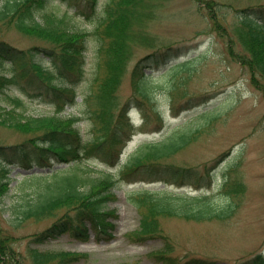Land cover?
Listing matches in <instances>:
<instances>
[{
  "label": "trees",
  "instance_id": "obj_1",
  "mask_svg": "<svg viewBox=\"0 0 264 264\" xmlns=\"http://www.w3.org/2000/svg\"><path fill=\"white\" fill-rule=\"evenodd\" d=\"M205 2L210 11L208 19L225 43L222 57L246 68L251 83L264 95V5L252 1L240 8L225 4L227 9L221 15L215 1ZM166 3L0 0V97L8 95L11 103V107H0L4 131L0 141V264H26L28 259L32 264H66L84 257L30 247L24 255L15 247L18 240L13 234L9 236L3 223V201L14 180L13 169L18 168L29 174L16 187L19 195L10 209L13 227L62 217L53 227L33 234L37 244L66 233L84 243L92 232L98 241L103 236L112 237L115 227L108 218L114 212H106L104 207L116 199L115 189L143 182L161 188L139 187L125 192L141 219L139 229L129 239L138 244L164 240L163 250L152 255L161 264H212L198 259L182 263L174 258L163 222L178 219L192 224H226L241 208L248 195L243 176L231 175L219 184L212 173H193L196 162L185 154L202 139L216 134L237 95L233 93L222 105L202 110L194 117L196 122L200 120L198 124L167 131L163 130L162 112L151 107L159 122L155 130L161 133L158 139L138 144L126 159L121 158L119 149L132 129L127 118L129 107L144 109L161 94L173 115L179 117L192 103L206 105L212 97L187 92L192 78L206 65L208 54L185 57L187 53L170 47L154 52L157 39L151 31ZM12 30L37 43L26 48L16 46L6 38ZM145 49L151 53L143 57ZM182 56L185 60L181 61ZM149 69L161 73L154 77L148 74ZM126 80L132 89L129 98L123 97ZM84 81L89 84L88 92L78 102L77 87ZM29 102L50 106L56 113L35 116L27 112ZM70 106L80 115L61 116ZM83 117L94 124L93 138L78 127ZM12 136L24 140L5 142ZM178 158L186 164L185 170L164 171L167 168L156 166ZM97 165L104 168L92 178ZM186 187L202 193L190 195L183 189ZM241 264H264V255Z\"/></svg>",
  "mask_w": 264,
  "mask_h": 264
},
{
  "label": "rangeland",
  "instance_id": "obj_2",
  "mask_svg": "<svg viewBox=\"0 0 264 264\" xmlns=\"http://www.w3.org/2000/svg\"><path fill=\"white\" fill-rule=\"evenodd\" d=\"M103 1V0H102ZM165 1V0H164ZM207 0H167V3L160 10L159 19L152 33L160 39L163 45H179L189 48L192 57H198L209 49L215 52L214 57L210 59L209 64L201 73L196 74L188 85L187 92L195 96L200 94H210L214 92H232L235 90L239 103L234 104L233 113L223 120L217 127L216 134L212 137L202 139L185 152L187 158L196 162V171L200 174L206 171V167H213L214 162L219 159L225 151L232 150L229 159H236L232 165L241 163L239 171L233 173L232 168H225V164L215 167L213 172L216 175V181L220 183L223 179L230 178L231 175L241 174L243 181L246 182L249 189L248 197L243 201L241 208L235 213L231 222L192 224L186 221L174 219L173 221H164V229L168 240L173 244L172 255L179 258L182 263L194 260L211 261L212 264H241L252 257L264 255V99L250 83V72L242 69L238 65H229L224 61L221 54L223 41H218L216 34L213 32V21L207 20L206 14L210 11L207 9ZM215 1L222 15L226 5L235 7H245L249 2L255 4L262 3L264 0H209ZM224 5V6H223ZM205 17V18H204ZM218 34V33H217ZM9 42L20 48L34 46L36 40L22 36L12 30L6 35ZM215 42L212 46V43ZM219 42V43H216ZM144 52L141 53V55ZM213 56L210 55L209 58ZM92 61V53L90 54ZM88 75H90L88 73ZM89 78V77H87ZM87 84L83 82L77 88L81 94L87 91ZM9 96H12L8 92ZM132 95V90L128 86L124 88L123 96ZM225 97L218 95L211 103V108L219 106ZM8 95L0 97V107H11ZM228 105V104H227ZM152 109H156L165 117V131L175 126H186L196 122L194 117L199 115L203 108L196 109L188 113H183L178 119H173L171 109L167 99L158 95L156 102L153 103ZM150 106V107H151ZM150 107L142 110L136 109L131 114V121L134 124V134L138 126H142L136 136L128 143L124 150L125 156L137 146L142 140L158 139L159 133L155 130L157 125L156 117ZM229 107H231L229 105ZM27 112L33 115H53V109L40 104H27ZM149 113V115H147ZM80 115L76 110L69 109L66 115ZM149 117V123L144 126L145 118ZM200 120L196 122L198 124ZM81 133L88 137L91 134L94 124L87 118L81 120ZM195 124V125H196ZM2 128L0 127V141H2ZM23 137L16 136L6 141L17 143L23 141ZM5 141V142H6ZM227 158V157H226ZM169 165L175 164L169 161ZM103 166L95 167L91 175L97 178ZM16 179L11 184L7 197L4 199V224L8 229L9 236L13 234L19 240L15 244L20 252L24 255L28 249L37 248L45 252H70L84 255L82 259L66 264H161L152 255L154 252H161L165 246V241L152 239L141 244L135 243L129 239V235L136 232L140 227V216L137 211L125 198V189L118 190L116 193L117 200H110L104 208L107 212H114L108 220L113 222L114 230L112 237H101L99 242L95 241V236L91 241L82 243L73 239L69 234H65L54 240H49L43 245L32 243L29 236L42 232L45 227L51 223L43 221L34 223L33 221L16 229L12 225L10 209L14 206L16 196L19 195L16 189L22 175L19 172L12 174ZM19 180V181H18ZM148 187L149 185L146 184ZM139 187H143L139 185ZM152 188L155 186L150 185ZM191 195L192 189H184ZM26 264H32L31 259Z\"/></svg>",
  "mask_w": 264,
  "mask_h": 264
}]
</instances>
